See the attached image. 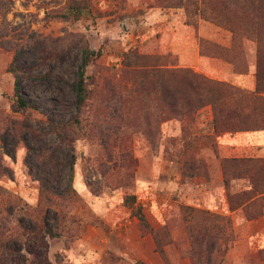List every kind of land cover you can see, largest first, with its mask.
Returning <instances> with one entry per match:
<instances>
[{
    "label": "rangeland",
    "instance_id": "rangeland-1",
    "mask_svg": "<svg viewBox=\"0 0 264 264\" xmlns=\"http://www.w3.org/2000/svg\"><path fill=\"white\" fill-rule=\"evenodd\" d=\"M226 1L238 7L246 4V0ZM87 2L88 9L79 20L63 21L50 16L66 11L71 0H0V218L12 210L8 222L17 228L26 210L39 207L40 184L30 176L29 166L37 164L40 154L54 153L60 174L57 186L70 195L65 199L67 220L61 235L48 240L53 264H152L153 256L158 260L155 264H195V258L208 264L206 253H211L212 245L213 264H264V247L240 237L243 218L248 220L247 213H264V200L233 210L237 211L233 216L214 207L220 196L231 209L230 197L238 199V193L251 185L247 178L234 180L230 175L234 189L222 190L225 177L216 139L227 132H215L211 105L191 120L162 122L152 142L134 125L122 149L107 148L95 129L99 119L90 105L81 115L82 127L66 132L76 156L73 187L68 188L73 151L53 127L76 114L73 83L84 43L97 55L86 71L91 90H97L107 71L120 74L124 55L135 49L142 55H170L175 67L248 92L257 87V44L247 38L235 44L231 30L210 19L203 0H185L182 7H175L179 0ZM156 12L190 27L188 47H176L167 54L146 49L143 34ZM43 38L65 49V58L60 65L38 67L34 74L43 78L23 80L24 97L32 108L18 110L11 101L15 78L8 69L18 51L17 66L30 68L39 62L42 47L36 45ZM240 75L252 80L253 89L239 84ZM94 101L90 104L95 107ZM128 104L134 116L142 115L143 103ZM156 120L153 115L151 122ZM260 122L246 116L235 119L234 126ZM109 153H114L117 169L108 161ZM126 197L135 199V204L125 203ZM138 209L146 222L139 219ZM109 216L118 222L111 225ZM49 226L56 230L53 212ZM214 228L220 234H214ZM19 258L22 264L31 260L25 249Z\"/></svg>",
    "mask_w": 264,
    "mask_h": 264
},
{
    "label": "trees",
    "instance_id": "trees-1",
    "mask_svg": "<svg viewBox=\"0 0 264 264\" xmlns=\"http://www.w3.org/2000/svg\"><path fill=\"white\" fill-rule=\"evenodd\" d=\"M87 1L71 0L66 11L50 17L63 21L79 20L88 9ZM157 1L160 3L164 0ZM211 1L203 0V4L208 5L211 13L210 19L218 25L229 28L235 44L240 38L250 39L257 44L256 90L248 92L189 69L175 67V64L169 62L170 55H142L137 49L130 50L124 55L120 74L107 71L101 76L97 90H91L87 84L86 71L97 55L84 43L80 48L81 65L73 83L76 114L68 121L56 123L53 127L63 143H67L73 151L68 188L73 187L76 156L73 141L66 132L72 133L74 129L82 127L81 115L85 114V109L90 105L93 107V115L99 119L95 128L97 134L105 138L108 149H122L128 141V131L134 125L142 129L152 142L160 133L162 122L174 118L191 120L207 105H211L214 109V128L217 133H236L249 129L264 130V0H246L244 7H238L226 0H215V3ZM184 2L185 0H179V4L175 7H182ZM36 46L42 47V57L33 67L24 68L16 65L21 54L18 51L8 69L15 78L11 101L18 110L32 108L24 97L23 80L43 78L34 74L38 67L60 65L65 58L62 55L65 49L49 38H43ZM45 76L51 77V74L47 73ZM93 99L97 103L95 107V104H90ZM135 101L143 103L144 111L141 116H134L129 108L128 103ZM151 103L154 104L150 106ZM150 111H153V114ZM153 115L157 117L156 122H151ZM246 116L259 118L260 125L234 126L235 119L242 120ZM10 128L7 130L10 131ZM33 149L36 151L35 147ZM40 158L36 165L29 166L30 176L40 184L39 207L26 210L23 218L19 219L17 228H12L8 222L12 210H8V216L4 219L0 218V264H22L19 257L24 249L31 256V260L26 261L25 264H53L48 255V240L61 235L60 229L65 226L67 220L65 199L70 194L59 190L57 186L60 174L55 163V154L48 157L40 154ZM108 161L117 164L115 169L118 168L114 153L108 154ZM222 166L224 185L227 189H234L228 179L230 175L234 180L247 178L251 185L250 190L238 193V199L230 197L231 210L245 207L257 199L264 200V158H225L222 159ZM129 201H132L130 205L135 204V199L130 200L126 197L125 203ZM12 207L15 205L13 204ZM52 212L56 220L55 231L49 226ZM137 213L141 222H146V217L140 209ZM262 214L263 210L253 215L247 213L246 218L253 220ZM216 232L214 228L213 233ZM23 238L25 240H22ZM213 239L217 237L213 235ZM214 248L215 246L212 245L211 253L208 251L206 253L208 264H213L211 256ZM195 264L202 263L195 258Z\"/></svg>",
    "mask_w": 264,
    "mask_h": 264
},
{
    "label": "crops",
    "instance_id": "crops-1",
    "mask_svg": "<svg viewBox=\"0 0 264 264\" xmlns=\"http://www.w3.org/2000/svg\"><path fill=\"white\" fill-rule=\"evenodd\" d=\"M152 16L154 18L149 22L148 30L143 34V39L146 42L148 41L146 45L148 51L167 54L171 51L175 52L176 47L181 46L184 50L186 46L190 45L192 41L190 27L187 28L186 25L179 23L178 18H171L167 15L162 16L160 12H156ZM157 34H159L158 37L156 36ZM239 80V84L246 89H253L254 83L247 75H240ZM216 141L220 161L225 158H264V130L224 133L217 136ZM221 183L222 190H224L223 178H221ZM214 207L217 210L220 208L223 213L231 216L237 213V211L231 210L227 200L220 198V196L219 198L216 196ZM243 220L244 223L240 230L241 239L249 241L250 244L257 242L259 248L263 249L264 213L260 218L253 220H245L243 218ZM108 221L111 225H115L118 222L110 216ZM157 261L156 257L153 256V262L150 263L155 264Z\"/></svg>",
    "mask_w": 264,
    "mask_h": 264
}]
</instances>
